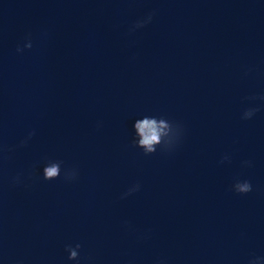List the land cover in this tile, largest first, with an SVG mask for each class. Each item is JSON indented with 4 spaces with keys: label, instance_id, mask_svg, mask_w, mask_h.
Wrapping results in <instances>:
<instances>
[{
    "label": "clouds",
    "instance_id": "9594fccd",
    "mask_svg": "<svg viewBox=\"0 0 264 264\" xmlns=\"http://www.w3.org/2000/svg\"><path fill=\"white\" fill-rule=\"evenodd\" d=\"M154 13H149L146 17L141 18L135 22L130 31H135L136 29L145 27L148 23L152 21ZM27 42L24 43L23 47L17 46V53H23L24 49H31L32 43L31 39L26 38ZM257 97H248L249 100H255ZM259 99L264 100V96L259 97ZM259 111L257 107H248L244 110L242 114V119H251L254 114ZM134 136L132 138L131 145L134 148L142 150L145 156H150L157 152L160 148L162 151H172L179 146L185 135L184 125L175 120H171L164 115H145L142 118H138L133 124ZM35 135V132H29L28 137L21 141V146L27 144L28 140ZM9 151L4 147H0V154ZM7 158V157H4ZM227 159V157H225ZM245 164H251L250 161L244 162ZM62 164L61 160L48 159L44 164L42 169V179L45 181H53L61 178L62 175ZM78 178V169L64 168L63 169V180L65 182L74 181ZM21 176L18 174L13 177L11 183L14 185L20 184ZM140 190V184L136 183L131 186L126 192L121 196L124 199L133 193ZM231 190L239 195H246L252 191V185L248 180L237 179L231 186ZM127 224V222H125ZM82 245L76 243L75 246L66 245L65 251L68 253L67 259L70 261H76L79 264L80 260V249ZM264 261V257H255L249 261V264H261ZM156 264H165L163 260H158Z\"/></svg>",
    "mask_w": 264,
    "mask_h": 264
}]
</instances>
